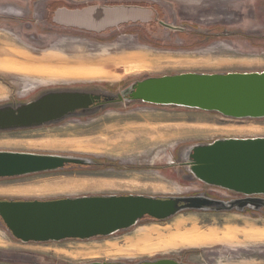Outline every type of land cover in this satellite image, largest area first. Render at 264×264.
<instances>
[{"label":"rangeland","instance_id":"obj_1","mask_svg":"<svg viewBox=\"0 0 264 264\" xmlns=\"http://www.w3.org/2000/svg\"><path fill=\"white\" fill-rule=\"evenodd\" d=\"M95 5L138 8L149 13L148 20L103 33L52 21L56 8ZM260 71L264 0H0V110L17 112L49 93L100 96L56 120L0 129V150L93 162L0 178V200L127 194L235 198L194 178L182 164L185 153L216 139L264 137V118L101 102L149 76ZM161 258L264 264V208L183 211L161 221L144 218L109 236L44 243H23L0 224V264H135Z\"/></svg>","mask_w":264,"mask_h":264},{"label":"water","instance_id":"obj_2","mask_svg":"<svg viewBox=\"0 0 264 264\" xmlns=\"http://www.w3.org/2000/svg\"><path fill=\"white\" fill-rule=\"evenodd\" d=\"M99 95L49 93L14 112L0 110V129L31 126L85 108ZM142 102L215 112L234 119L264 118V71L180 73L133 82L101 104ZM84 157L0 150V178L86 166ZM184 166L200 182L235 194L229 200L203 194L176 197L95 195L51 200H0V224L23 243L88 240L127 230L145 217L166 220L183 211L245 212L264 208V137L216 139L185 153ZM81 264H126L89 262ZM135 264H183L174 259Z\"/></svg>","mask_w":264,"mask_h":264},{"label":"crops","instance_id":"obj_3","mask_svg":"<svg viewBox=\"0 0 264 264\" xmlns=\"http://www.w3.org/2000/svg\"><path fill=\"white\" fill-rule=\"evenodd\" d=\"M138 8L129 6L95 5L83 8L69 9L59 7L53 12L52 21L57 26L90 33H103L116 27L132 22L148 20L147 14ZM140 13L144 19L136 17ZM152 15L149 16V20ZM8 240V238H5Z\"/></svg>","mask_w":264,"mask_h":264},{"label":"bare ground","instance_id":"obj_4","mask_svg":"<svg viewBox=\"0 0 264 264\" xmlns=\"http://www.w3.org/2000/svg\"><path fill=\"white\" fill-rule=\"evenodd\" d=\"M142 13H145V12H142ZM142 13H140V15H136V17H141L142 19H144L145 18V16H143V14ZM146 14V13H145Z\"/></svg>","mask_w":264,"mask_h":264},{"label":"trees","instance_id":"obj_5","mask_svg":"<svg viewBox=\"0 0 264 264\" xmlns=\"http://www.w3.org/2000/svg\"><path fill=\"white\" fill-rule=\"evenodd\" d=\"M145 218H148V219L154 220V219H152V218H150V217H145ZM155 221H158V220H155Z\"/></svg>","mask_w":264,"mask_h":264},{"label":"flooded vegetation","instance_id":"obj_6","mask_svg":"<svg viewBox=\"0 0 264 264\" xmlns=\"http://www.w3.org/2000/svg\"><path fill=\"white\" fill-rule=\"evenodd\" d=\"M35 129H38V128H35ZM68 166H70V165H68ZM67 167V166H66ZM6 200V199H5Z\"/></svg>","mask_w":264,"mask_h":264}]
</instances>
